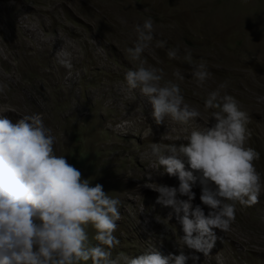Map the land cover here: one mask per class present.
<instances>
[{
	"label": "rangeland",
	"instance_id": "rangeland-1",
	"mask_svg": "<svg viewBox=\"0 0 264 264\" xmlns=\"http://www.w3.org/2000/svg\"><path fill=\"white\" fill-rule=\"evenodd\" d=\"M149 16L155 39L143 54L148 64L162 68L165 80L181 70L185 79L176 82L201 111L200 126L210 122L204 97L227 80V93L250 116L248 143L260 153L255 166L264 179V0H0V82L8 84L0 114L15 121L41 113L56 136V154L121 200L113 255L183 249L180 225L174 216L166 220L172 210L156 204L158 194L143 185L150 173L156 183L178 186L177 178L161 175L148 146L184 143L182 128L194 125L166 119L157 126L147 99L124 82L133 66L125 48L135 40L134 25ZM156 40L167 44L156 48ZM169 48H179L181 58L169 59ZM61 49L71 54V69L57 62ZM185 50L207 61L212 75L203 88L182 59ZM193 191L199 204V187ZM217 232L222 240L207 256L199 254L200 264H264V189L257 204L237 205L230 232ZM93 234L89 228L90 240Z\"/></svg>",
	"mask_w": 264,
	"mask_h": 264
},
{
	"label": "clouds",
	"instance_id": "clouds-1",
	"mask_svg": "<svg viewBox=\"0 0 264 264\" xmlns=\"http://www.w3.org/2000/svg\"><path fill=\"white\" fill-rule=\"evenodd\" d=\"M154 31L150 16L134 25L135 40L125 48L133 66L125 72L124 82L130 92L138 90L147 99L157 126L166 119L194 125L182 128L184 143L148 146L161 175L177 178L178 186L156 183L150 173L143 185L158 194L156 204L172 210L166 220L174 216L180 225L183 249L164 255L152 246L138 255L122 251L113 255L120 245L115 233L121 200L106 193L102 184L84 178L66 156L56 154V136L41 113L24 114L15 121L0 114V264H200L199 254L207 256L222 240L217 230H232L237 205L259 202L264 179L255 166L260 153L248 143V112L227 93L225 80L204 97L210 122L200 126L201 111L186 102L176 82L185 79L181 70L172 73L174 80H165L164 70L149 65L143 55L152 46ZM166 44L155 41L156 48ZM179 52L169 48L167 56L179 59ZM70 56L61 49L57 62L71 69ZM182 59L191 66L196 86L203 88L212 75L207 61H195L189 50ZM7 88L0 82V92ZM161 138L169 139L167 134ZM196 187L200 203L194 205ZM89 228L94 232L91 240Z\"/></svg>",
	"mask_w": 264,
	"mask_h": 264
},
{
	"label": "bare ground",
	"instance_id": "bare-ground-1",
	"mask_svg": "<svg viewBox=\"0 0 264 264\" xmlns=\"http://www.w3.org/2000/svg\"><path fill=\"white\" fill-rule=\"evenodd\" d=\"M17 111H18V110H17ZM19 111H20V110H19ZM145 189H146V190H151V189H148V188H146V187H145ZM146 190H145V191H146Z\"/></svg>",
	"mask_w": 264,
	"mask_h": 264
}]
</instances>
